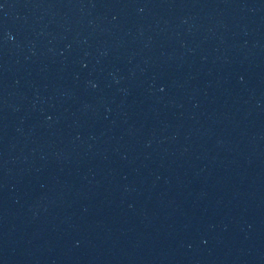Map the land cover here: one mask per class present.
Wrapping results in <instances>:
<instances>
[{
  "label": "water",
  "instance_id": "water-1",
  "mask_svg": "<svg viewBox=\"0 0 264 264\" xmlns=\"http://www.w3.org/2000/svg\"><path fill=\"white\" fill-rule=\"evenodd\" d=\"M0 264H264V0H0Z\"/></svg>",
  "mask_w": 264,
  "mask_h": 264
}]
</instances>
